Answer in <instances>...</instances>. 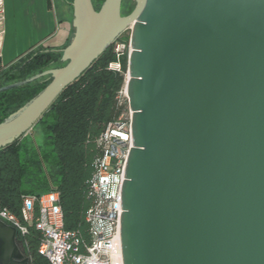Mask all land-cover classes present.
<instances>
[{"label": "water", "instance_id": "1", "mask_svg": "<svg viewBox=\"0 0 264 264\" xmlns=\"http://www.w3.org/2000/svg\"><path fill=\"white\" fill-rule=\"evenodd\" d=\"M73 0V36L48 85L0 123V148L132 27V146L123 264H264V0ZM0 218V264H32Z\"/></svg>", "mask_w": 264, "mask_h": 264}, {"label": "trees", "instance_id": "2", "mask_svg": "<svg viewBox=\"0 0 264 264\" xmlns=\"http://www.w3.org/2000/svg\"><path fill=\"white\" fill-rule=\"evenodd\" d=\"M73 1V0H71ZM104 0H93L96 10ZM72 3V2H71ZM74 33L72 29L71 37ZM124 33L118 39H124ZM68 43L64 46L66 47ZM112 44L72 84L67 86L37 120L44 138L41 147L30 146L26 135L0 148V209H7L23 221L25 195L59 191L64 227L91 241L87 212L94 203L90 195L95 161L102 154L98 138L120 112L117 96L125 86L128 57H122V71L110 68L116 61ZM63 47V48H64ZM38 48L0 68V87L24 80L49 68L61 67L62 49ZM60 63V66H58ZM51 76L0 92V123L44 89ZM48 166L54 170L49 171ZM28 232L19 239L32 264H51L39 252L42 232L35 222H23Z\"/></svg>", "mask_w": 264, "mask_h": 264}, {"label": "built area", "instance_id": "3", "mask_svg": "<svg viewBox=\"0 0 264 264\" xmlns=\"http://www.w3.org/2000/svg\"><path fill=\"white\" fill-rule=\"evenodd\" d=\"M3 10H0V17ZM124 39L115 41L116 61L110 68L122 71V57L132 52V27ZM118 108L125 105L129 114L120 115L98 138L102 154L96 158L90 195L94 203L87 212L91 241L86 242L76 231L64 227V213L59 191L23 198V221L7 209H0V218L14 225L19 236L28 232L23 222L33 223L42 232L39 252L51 264H123L121 242L122 187L128 152L132 146V112L125 86L117 96Z\"/></svg>", "mask_w": 264, "mask_h": 264}, {"label": "crops", "instance_id": "4", "mask_svg": "<svg viewBox=\"0 0 264 264\" xmlns=\"http://www.w3.org/2000/svg\"><path fill=\"white\" fill-rule=\"evenodd\" d=\"M71 0H0V68L40 47L61 49L71 39Z\"/></svg>", "mask_w": 264, "mask_h": 264}, {"label": "rangeland", "instance_id": "5", "mask_svg": "<svg viewBox=\"0 0 264 264\" xmlns=\"http://www.w3.org/2000/svg\"><path fill=\"white\" fill-rule=\"evenodd\" d=\"M134 7H135V0H123L122 12L124 15L130 13ZM124 36H127V32H125ZM58 66H60V63H58ZM118 111L120 112L119 116L122 114L127 116V114H129V111L125 105L119 107ZM24 135H26V139L31 147L34 146L35 148L42 146L44 134L40 125L35 124L33 128ZM48 170L52 171L54 169L48 166Z\"/></svg>", "mask_w": 264, "mask_h": 264}, {"label": "flooded vegetation", "instance_id": "6", "mask_svg": "<svg viewBox=\"0 0 264 264\" xmlns=\"http://www.w3.org/2000/svg\"><path fill=\"white\" fill-rule=\"evenodd\" d=\"M122 15H124L123 12H122ZM124 34H125V33H124Z\"/></svg>", "mask_w": 264, "mask_h": 264}]
</instances>
